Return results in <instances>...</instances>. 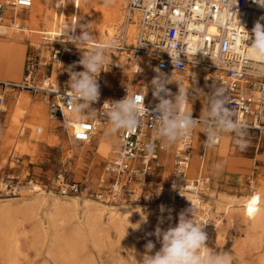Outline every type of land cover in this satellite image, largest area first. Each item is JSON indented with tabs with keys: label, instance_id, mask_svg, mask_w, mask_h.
<instances>
[{
	"label": "built area",
	"instance_id": "1",
	"mask_svg": "<svg viewBox=\"0 0 264 264\" xmlns=\"http://www.w3.org/2000/svg\"><path fill=\"white\" fill-rule=\"evenodd\" d=\"M33 2L34 0H0V21H3L7 10H25L33 6ZM127 8L128 19H133L138 13V33L131 52L134 56H144L153 63L152 69L155 70H151L150 74L154 78L158 75L157 68L167 76L171 70H176L177 66L172 63L170 54L178 56L179 70L197 73L193 76L190 93L197 95L201 90L206 92L209 105L210 99L224 100L225 107L232 110L229 118L243 122L237 129L263 134L264 72L261 69H264V64L247 57V44L250 43L247 41V31L251 34L256 24L252 17L260 12L255 0H128ZM66 25H76L75 18L68 17L59 25L62 35L69 39L74 28L65 31ZM211 25L216 29L214 32L209 30ZM44 37L50 50V72L42 77L38 76L37 61L29 58L25 64L24 78L18 82H0L3 89L10 87L42 93L47 99V118L59 121L65 127L71 143H91L98 130L109 122L108 113L115 102L134 95L140 98V127L118 131L117 143L95 180L70 179L64 170L39 180L28 170L25 175L26 183L42 182L45 190L61 195L84 193L109 205L122 200L148 203L154 194L146 195L145 191L138 193L136 184L148 180L154 164H158L159 152L167 148L159 136L161 120L157 105L160 100L155 95L156 91L153 92L140 83L139 86L136 85L138 87H123L113 98L106 97L105 71L115 60L109 59L105 50L108 63L96 74L100 94L96 101H84L75 96L70 88L69 68L75 72L84 71L78 62L98 45L81 48L72 43L62 44L57 40L58 34L46 33ZM125 45L122 37L115 48L122 50ZM171 45H175V51L169 54L165 50H169ZM54 65L58 66L63 73L62 78H65L60 84L51 78ZM134 72L139 74L137 69ZM3 101L4 94L1 93L0 104ZM75 106L80 108L83 119L73 122L68 109ZM192 117L202 124L203 139L196 166L197 173L190 170L195 155L193 147L196 128L189 133L186 141H178L173 152L169 187L173 191L177 215L191 207V203L196 208V216L204 210L202 204L207 202L211 176L203 169L208 151L213 147L207 144V130L215 131V146L220 143L225 131L216 125L214 118L204 116L202 119L194 114ZM24 129L23 126L20 131L22 135L27 132ZM19 161L20 158L13 153L9 163ZM18 180V175H9L3 180L2 191L5 195H19L21 185ZM181 191L190 194L189 197H183Z\"/></svg>",
	"mask_w": 264,
	"mask_h": 264
},
{
	"label": "bare ground",
	"instance_id": "2",
	"mask_svg": "<svg viewBox=\"0 0 264 264\" xmlns=\"http://www.w3.org/2000/svg\"><path fill=\"white\" fill-rule=\"evenodd\" d=\"M50 3L51 0H34L33 6L28 8L30 9V14L26 19L22 17L23 10L21 9L17 12L7 10L3 21H0V46L1 44L10 42L14 45L16 52H21V43L30 35L29 28L38 29V31L44 32L45 35L46 33L58 34L57 40L62 44L72 43L81 48L90 47L94 44L93 42L96 45L108 40L118 42L124 37L126 45L122 50L116 48L106 50L109 59L115 61L105 71L104 95L110 98L115 97L116 93L113 94L112 89L115 86V78L119 73H129L131 78L137 77V75H146L143 83L144 87L152 89L153 92L156 91L153 84L154 77L150 74L151 70H155L152 69L153 63L146 57L141 55L136 57L131 52L138 33V13L134 15L133 19H128L127 10L124 14V0H113V8L109 11L104 9V17L99 15L100 12H97L96 20L93 17L98 8L97 10L88 9L84 11V15H88L82 24V27L84 26V33L79 34L77 30L79 25L76 24L77 21L75 20L76 27H74L69 39L62 35L63 32L59 30V25L60 22L62 23L68 17L73 19V13H62L60 16L57 15L56 9L46 12ZM257 7L260 12L253 15L252 18L255 23L259 22L264 25L263 6L257 3ZM120 17L121 20L118 22V18ZM41 24L45 26L41 27ZM209 30L214 32L216 29L211 25ZM34 47L40 50L42 57H48V55L50 57L49 47L44 45H36ZM46 63V61L42 62V64ZM134 69H137L139 74L135 73ZM52 70L51 78L60 84L65 79L62 78V71L56 65H54ZM107 74H110L109 80L107 79ZM195 75H197L196 71L183 72L177 69L171 70L168 75L171 83L166 87L172 97L169 96L168 98L174 99L178 93V89L174 87L178 84H181L190 92L193 76ZM107 90H109L108 93ZM208 98V94L201 90L195 97L188 96L185 108L197 118L203 119V114L208 106ZM26 102H28V97L22 96L17 104L23 105ZM42 107L43 110L41 112V107L40 109L37 107L34 110V115L41 120V124H32L30 127V131H32L31 137L36 140L44 138L47 129L51 126L50 124L54 122L47 118L45 105ZM12 121L13 125L18 122V116H15ZM104 127H107L108 134H100L98 136L100 139L98 144L107 147L104 150L105 152H103V156H107L114 149V144L118 139V131L112 132L109 122ZM103 128L98 130L97 134ZM202 128V124L197 122L194 132V150L199 145H202ZM10 131H12V128ZM8 133L7 136H9ZM230 141V132L225 130L219 143L220 147L214 150V154L216 155L219 151H228ZM177 145L178 142H176V147ZM166 146L167 148L169 147L168 145ZM191 163L190 170L194 173V160ZM144 183L146 181H143L140 185L136 184L138 193L144 192ZM41 184L42 182L40 184L38 182L26 183L23 189L18 192L19 195L22 194L24 197H11L6 200L0 199V258L3 264H20V254L23 253V248L26 244L46 247V253L54 257V259H58V262L61 264H82L80 256L81 250L85 247L86 239L93 241V245L99 246L102 242L106 241L124 240L127 231H129V236H126L125 240H127L126 250L128 260H132L131 264H137L136 260H140L141 254L144 252V245L148 240H152L155 244L159 243L156 241L155 236L150 235L154 232V226L157 227L159 225L156 219L176 212L173 203V191L169 186L165 187L163 191L159 187L156 188L158 190L154 191V197L156 196L159 199L157 206H145V204L126 200H122L119 203H110L109 205L86 194L61 195L52 190H45ZM181 194L183 197H189L190 195L182 191ZM250 194L249 196H243V198L235 195L226 204H224L223 198L217 197V209L224 204L223 209H226L229 216L238 211L243 222L253 228H258V226L264 228V189H254ZM146 195H148V192ZM161 206H163V211H161ZM202 206L204 210L199 212L195 219L205 224L203 230L208 236L206 243L208 247L212 248L210 240L213 237L221 236L219 229L221 220L213 217V214L210 212L212 208L209 204L204 202ZM155 212L158 213V217ZM131 217L135 218V223L128 229L127 225L130 223ZM140 221H143L144 225H142V230L140 229L139 232L137 226L140 225ZM27 223L32 224L29 227ZM159 248L160 244H157L156 250H159ZM260 260L264 264V255ZM120 264L127 263L121 262ZM234 264L240 263L234 260Z\"/></svg>",
	"mask_w": 264,
	"mask_h": 264
},
{
	"label": "rangeland",
	"instance_id": "3",
	"mask_svg": "<svg viewBox=\"0 0 264 264\" xmlns=\"http://www.w3.org/2000/svg\"><path fill=\"white\" fill-rule=\"evenodd\" d=\"M127 1L124 0L123 3V8H125L124 14L128 9ZM112 4L113 0H51L46 12L56 9L57 15L60 16L62 13H73V18L77 21H75L76 24L79 25L77 30L79 34H83L84 26L82 27V24L88 17L83 12L88 9L97 10L98 8L93 17L96 20L97 12H100L99 15L104 17V9L111 10L113 8ZM29 14L30 9L25 8L22 11V17L25 19L28 18ZM120 20L121 17L118 18V22ZM44 26V24H41V27ZM29 31L30 35L21 43V52H16L14 45L10 42L1 44L0 80H20L23 78L25 63L29 58L37 61L38 76L42 77L43 74L50 72L49 55L48 57H42L40 50L34 47L36 45L49 47L44 37L45 33L31 28H29ZM93 43V45H96L95 42ZM43 61L47 63L42 64ZM121 74L122 78L118 83V87L115 88L114 86L112 89L113 94H118L125 86L135 87L140 83L143 84L146 78V75L138 76L137 74V77L131 78L129 73H119L118 76L121 77ZM178 85L173 87L178 89ZM108 92L109 90H107ZM22 96H27L28 102L18 105L17 103ZM4 101V103L0 104V109H2L0 111V199L6 200L11 197H24L22 194L11 197L5 195L2 191V187L4 186L2 182L9 175H18V182L21 185L19 190H22L23 186L26 185L25 175L28 170L30 174L39 180H44L59 170H64L68 178L78 181L86 178L89 180L97 178L101 170H103L105 161L110 156H103V152H105L104 150L107 147L98 144L100 140L98 136L100 134H108L107 127H104L91 143L83 145L69 142L68 132L65 127L61 126L59 121H54L50 124L52 127L50 126L47 129L44 138L36 140L31 137L32 131H30V127L32 124H41V120L35 117L34 110L37 107L38 109L41 107V112L43 105H45L46 109V104L42 97L32 95L29 92L14 90L6 93ZM209 108L210 105L208 104L203 114L204 116L207 115ZM15 116H18V122L13 125L12 120ZM23 126L27 132L22 135L19 131H22L20 128ZM11 128L12 131H10ZM7 133L9 136H7ZM230 137L231 141L228 151H219L215 155L214 150L218 149L220 144L209 149L203 169L206 174L211 176L209 188L207 189L208 197L206 203L212 208L210 212L213 214V217L221 220L219 224L221 236L213 237L210 240V244L213 249L218 251L231 252L234 260L240 264H262L260 259L264 255V228L262 226L253 228L243 222L238 211L229 216L226 209H223V206L235 195L243 198V196L251 195L250 192L254 189H264V132L260 134L256 131L237 129L232 133L230 132ZM237 141L243 142L245 146L242 148L237 144ZM175 147L176 143L159 152L158 164H154L148 180L143 186L146 194L147 192L154 193L155 190H158L156 189L158 187L163 191L165 187L169 186ZM200 148L201 145L194 150L195 156L199 155ZM13 153L20 158L18 163H9ZM196 165L197 160L194 159V173H197ZM217 197L224 199V204L218 209L216 204ZM157 198L155 196L150 202L141 204H145V206H157L159 203V199ZM155 214L158 217V213L155 212ZM177 221L178 215L176 212L156 219V222L164 230L170 225L174 226ZM134 223L135 218L131 217L130 223L127 225L128 229ZM143 223V221H140L139 232L140 229L142 230ZM31 224L27 223V226L30 227ZM155 228L156 226H154V231ZM126 236H129V231H127ZM126 236L125 238H127ZM125 238L124 240L113 242H102L99 246L93 245V241L86 239L85 247L81 250V263L120 264L121 262H126L127 264H131L132 260H128L126 250L127 240ZM23 249V253L20 254V264H61L58 262V259H54V257L46 253V247L44 246L26 244ZM0 264H3L1 258Z\"/></svg>",
	"mask_w": 264,
	"mask_h": 264
},
{
	"label": "clouds",
	"instance_id": "4",
	"mask_svg": "<svg viewBox=\"0 0 264 264\" xmlns=\"http://www.w3.org/2000/svg\"><path fill=\"white\" fill-rule=\"evenodd\" d=\"M256 3L264 6V0H255ZM76 25L65 26V31L73 29ZM247 57L259 64H264V25L257 22L251 30L247 31ZM118 46L115 40H108L92 48L78 63L83 66L84 71L75 72L69 68L70 88L73 94L84 101H96L99 96V84L96 74L100 73L108 63L104 55L105 50H110ZM169 54L175 51V45H171ZM172 63L180 69L178 56L171 55ZM264 72V69H261ZM157 76L153 80L156 92L155 95L160 102L157 111L160 113L161 126L159 136L162 144L171 146L178 141H186L189 133L196 128L197 121L193 119L190 111L185 105L188 102V91L178 85V93L174 99L167 98L171 95L167 89L170 82L169 77L156 69ZM223 91V89L221 90ZM163 93L164 95H161ZM140 111V98L137 95L126 97L110 108L109 124L112 132L121 129H134L140 127L138 118ZM232 110L225 107V101L221 99H210L208 117L214 118L216 125L221 130L229 132L236 131L237 127L243 125L238 119L229 118ZM69 116L74 121H80V108L78 106L69 107ZM208 146H215L216 133L214 130H207ZM242 148L243 142L237 141ZM163 211V206H161ZM196 208L191 203V207L178 214V221L174 226H169L166 230L159 225L150 235L155 236L160 248L156 250V244L152 240L144 245V252L141 254L137 264H234V257L229 251H218L207 246L208 236L203 230L205 224L200 223L194 217ZM162 222V221H161ZM139 227V225L137 226Z\"/></svg>",
	"mask_w": 264,
	"mask_h": 264
},
{
	"label": "crops",
	"instance_id": "5",
	"mask_svg": "<svg viewBox=\"0 0 264 264\" xmlns=\"http://www.w3.org/2000/svg\"><path fill=\"white\" fill-rule=\"evenodd\" d=\"M29 60V59H28ZM26 64V63H25ZM24 71H25V69H24ZM24 74H25V72H23V78H24ZM110 77V74H107V79ZM23 78H21L20 80H0V82H8V81H15V82H18V81H21ZM121 78H122V74H121V77H119L118 76V74H117V77H116V80H115V88L116 87H118V83H119V81H121ZM109 80V79H108ZM14 90H17V91H24V92H29L30 94H32V95H36V96H41L42 97V99H43V101L45 102V104H46V112H47V99H46V97L42 94V93H32L31 91H29V90H19V89H12V88H10V87H8V88H6V89H3L2 88V86H1V84H0V94L2 93V94H4V100H5V97H6V93H8V92H11V91H14ZM40 94V95H39ZM188 96L189 97H195V96H197V95H195V94H192V93H190V92H188ZM5 101H3V103H4ZM2 109H0V111H1ZM1 113V112H0ZM205 116H208V115H205ZM253 132H255V131H253ZM200 152V151H199ZM199 154V153H198ZM200 155V154H199ZM199 155L198 156H195V155H193V159H192V161L194 160V159H196L197 160V164H198V162H199ZM197 166V165H196Z\"/></svg>",
	"mask_w": 264,
	"mask_h": 264
}]
</instances>
